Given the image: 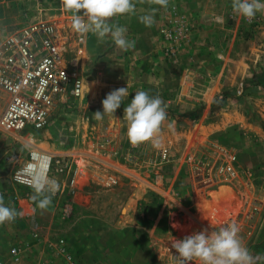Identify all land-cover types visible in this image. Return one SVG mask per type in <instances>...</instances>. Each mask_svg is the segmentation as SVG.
I'll return each instance as SVG.
<instances>
[{"label":"rangeland","instance_id":"1","mask_svg":"<svg viewBox=\"0 0 264 264\" xmlns=\"http://www.w3.org/2000/svg\"><path fill=\"white\" fill-rule=\"evenodd\" d=\"M133 3L135 14L109 21L135 41L124 51L110 36L101 42L75 31L61 0H0V44L34 22H57L63 57L85 80L83 97L46 128L0 130V193L19 213L0 224V264H180L175 239L233 222L252 264H264V233L254 218L264 198V12L244 18L232 0ZM152 9L148 27L139 17ZM121 87L129 93L121 107L95 119L106 95ZM138 90L167 105L159 145L128 139L124 108ZM4 96L0 89V115ZM33 151L53 157L48 179L59 189L47 210L31 199L33 188L11 181ZM233 156V171L215 176ZM127 246L134 254L124 253Z\"/></svg>","mask_w":264,"mask_h":264},{"label":"clouds","instance_id":"2","mask_svg":"<svg viewBox=\"0 0 264 264\" xmlns=\"http://www.w3.org/2000/svg\"><path fill=\"white\" fill-rule=\"evenodd\" d=\"M148 3L168 7L169 0H148ZM61 7L72 12V27L81 34L92 32L101 42L110 36L120 49L127 51L134 47L135 41L127 38L125 26L109 21L124 14H135L133 0H61ZM83 10V11H82ZM233 13L252 19L258 12H264V0H232ZM155 9L139 17L141 23L151 27L155 23ZM82 12V14H81ZM129 95L128 87L114 89L102 100L103 111L97 110L94 117L103 119L105 114H114ZM167 105L160 96L150 95L148 91L138 90L130 103L124 108V119L128 123L127 136L133 146L151 141L159 145L161 126L167 119ZM31 199L41 210H47L52 198L59 189L55 179H38L33 185ZM18 212L4 202L0 193V224L14 221ZM236 223L220 227L217 231L204 229L175 239L171 247L181 258L180 264H191L199 260L201 264H252V257L239 238Z\"/></svg>","mask_w":264,"mask_h":264},{"label":"built area","instance_id":"3","mask_svg":"<svg viewBox=\"0 0 264 264\" xmlns=\"http://www.w3.org/2000/svg\"><path fill=\"white\" fill-rule=\"evenodd\" d=\"M63 28L53 21L34 22L0 44V89L5 94L0 130L40 131L50 125L60 108L83 97L85 80L78 64L63 57L67 43L61 38ZM33 152L12 174L15 185L33 188L36 180L49 178L53 157L42 151L34 156ZM234 159L226 167L218 166L215 176L233 171ZM12 252L18 255V248Z\"/></svg>","mask_w":264,"mask_h":264},{"label":"crops","instance_id":"4","mask_svg":"<svg viewBox=\"0 0 264 264\" xmlns=\"http://www.w3.org/2000/svg\"><path fill=\"white\" fill-rule=\"evenodd\" d=\"M4 100H5V96H4ZM3 132H5V131H3ZM30 132H34V131H30ZM6 133H9V134H13V135H19V134H22V133H14V132H6ZM24 133H27V132H24ZM131 200H134L135 201V204L137 205V200H136V198H133V199H131ZM132 205V203L129 205V208H131L130 206ZM257 207H258V211H256L254 214V218H255V216L256 215H258L259 216V222H260V227H261V229L263 230L262 232L264 233V198H263V200H260V203H257ZM127 210H129V214L131 213V211H130V209H127ZM132 210V209H131ZM129 214H125L124 216H123V219H124V225L126 226V227H131V226H129V224H128V221L130 220V218H132L133 217V215H129ZM254 218H253V220H254ZM126 227H124V228H126ZM126 234L127 235H130V228H126ZM249 233H252V231H250ZM122 234H124V233H121V235ZM110 237V236H109ZM128 248H125V252L124 253H129V254H134V249L135 248H131V247H129V246H127ZM132 252V253H131ZM140 252V251H139Z\"/></svg>","mask_w":264,"mask_h":264},{"label":"bare ground","instance_id":"5","mask_svg":"<svg viewBox=\"0 0 264 264\" xmlns=\"http://www.w3.org/2000/svg\"><path fill=\"white\" fill-rule=\"evenodd\" d=\"M37 154V152L33 153V155L35 156ZM48 173V170L46 169L45 172H44V175L46 176Z\"/></svg>","mask_w":264,"mask_h":264}]
</instances>
